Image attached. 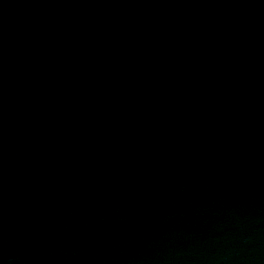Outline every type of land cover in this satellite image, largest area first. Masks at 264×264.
Returning a JSON list of instances; mask_svg holds the SVG:
<instances>
[{
  "label": "water",
  "instance_id": "obj_1",
  "mask_svg": "<svg viewBox=\"0 0 264 264\" xmlns=\"http://www.w3.org/2000/svg\"><path fill=\"white\" fill-rule=\"evenodd\" d=\"M0 264H264V0H0Z\"/></svg>",
  "mask_w": 264,
  "mask_h": 264
}]
</instances>
